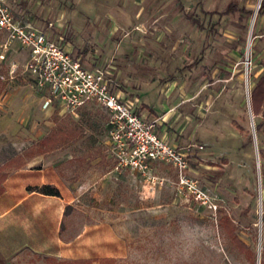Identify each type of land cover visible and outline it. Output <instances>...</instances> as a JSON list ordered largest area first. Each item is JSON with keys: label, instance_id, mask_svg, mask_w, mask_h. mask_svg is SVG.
<instances>
[{"label": "rangeland", "instance_id": "1", "mask_svg": "<svg viewBox=\"0 0 264 264\" xmlns=\"http://www.w3.org/2000/svg\"><path fill=\"white\" fill-rule=\"evenodd\" d=\"M260 2L53 0L65 17L51 10L46 19L56 18L55 24L27 23L83 67L101 70L110 90L132 102L173 153L166 163L147 161L142 171L117 165V128L99 106L88 103L72 113L52 99L45 107L49 85L38 87L29 48L0 31V159L38 153L54 115L82 128L80 138L37 165L57 164L63 172L52 185L59 192L55 206L45 204L50 211L64 207L61 221L49 224L53 243L37 254L8 231L0 235V264L264 262V120L251 109ZM229 3L235 12L222 14ZM7 4L16 20L25 17ZM20 4L24 9L31 2ZM180 160L182 169L175 166ZM80 172L85 175L77 182ZM224 218L233 220L247 250L228 238ZM34 228L42 233L44 223Z\"/></svg>", "mask_w": 264, "mask_h": 264}, {"label": "built area", "instance_id": "2", "mask_svg": "<svg viewBox=\"0 0 264 264\" xmlns=\"http://www.w3.org/2000/svg\"><path fill=\"white\" fill-rule=\"evenodd\" d=\"M0 31L8 40L29 48V67L36 75L38 87L49 85L45 107L51 106L54 99L72 113L88 103L106 112L110 123L117 128L113 139L120 149L115 158L118 166L142 171L147 161L165 162L169 156H173L155 139V135L150 132V125L137 114L134 104L121 101L119 94L110 90V79L101 70L83 67L78 59L56 47L42 31L16 20L4 0H0ZM249 64L247 61L246 67ZM124 143L128 144V156L122 148ZM175 166L182 169L185 163L176 161ZM195 196L202 198L198 193Z\"/></svg>", "mask_w": 264, "mask_h": 264}, {"label": "crops", "instance_id": "3", "mask_svg": "<svg viewBox=\"0 0 264 264\" xmlns=\"http://www.w3.org/2000/svg\"><path fill=\"white\" fill-rule=\"evenodd\" d=\"M23 2L25 4L31 2V4L21 9L17 4L21 5L20 3ZM52 2L53 0H6V3L15 6L16 9H19L17 11L25 16L22 18H17L16 16L17 19L24 24H33L38 27H46L50 23L55 24L56 18L51 20L46 19L51 10H55L57 14L65 17L66 13L58 11V8H55ZM83 5L87 4L83 2ZM83 7L85 9V6ZM41 14L44 15L43 21H39L35 17ZM254 61L257 66L255 76L258 78L264 73V10L260 13L257 23V33L254 41ZM53 151L31 153L32 156L29 158H26L25 154L17 152L8 158L0 159V168L11 158L16 157L18 159L15 166L4 170L7 176L1 184L0 235L8 231L18 233L24 245L37 254L44 252L45 248H48L53 243L54 239L48 233L50 221L55 226L58 219L59 222L61 221L62 214L64 213V207L61 210H55L56 207H54L55 209L53 208L52 211L46 208V205L49 203H54L53 206H55L53 199L57 198V196L45 195L35 189L43 185H57L60 183V177L63 172L60 168H57V164H52L49 168H46L44 165L37 167L44 156L50 155ZM46 169L50 172L49 176L51 174V176H55L54 181H51L48 177ZM84 175L85 172H80V178H78L77 182L83 179ZM64 180V183L69 182H65ZM58 211H60L59 216L57 215ZM35 223L40 225L44 223V232L41 233L40 229L35 231Z\"/></svg>", "mask_w": 264, "mask_h": 264}, {"label": "trees", "instance_id": "4", "mask_svg": "<svg viewBox=\"0 0 264 264\" xmlns=\"http://www.w3.org/2000/svg\"><path fill=\"white\" fill-rule=\"evenodd\" d=\"M235 5L232 3L228 4V8L221 12L224 13H233L235 12ZM264 10V0L260 2V8L258 11V15ZM242 11H245L242 9ZM216 12H210V14H214ZM191 15V14H190ZM188 15L189 21L197 26V28H203L202 24L199 22L198 19L191 17ZM251 109L254 116H261L262 120H264V73L259 77L258 81L255 83L251 91ZM54 122V126L51 128L50 132L41 139V145L38 147V152H45L49 150H55L61 147H64L68 142H72L82 136V128L80 125L74 121H72L68 117H58L54 115L52 117ZM257 123L255 125L256 131L260 129L261 123ZM240 132H244L243 128L239 125L236 126ZM17 158L13 157L9 159L1 168H0V193L2 192V182L5 180L7 174L4 172L5 169L11 168L16 165ZM37 189L38 192L45 194V195H52L58 196L59 192L55 186L52 185H43ZM69 207V206H67ZM221 227L224 229V232L231 240V242L240 250L245 251L247 250V246L240 241L236 234H235V225L232 219L228 220L224 218L222 219ZM261 264H264L262 262Z\"/></svg>", "mask_w": 264, "mask_h": 264}]
</instances>
